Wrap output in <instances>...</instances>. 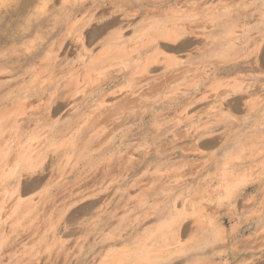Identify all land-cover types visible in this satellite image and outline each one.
<instances>
[{"label": "rangeland", "instance_id": "obj_1", "mask_svg": "<svg viewBox=\"0 0 264 264\" xmlns=\"http://www.w3.org/2000/svg\"><path fill=\"white\" fill-rule=\"evenodd\" d=\"M82 1L0 0V264H120L125 254L136 248L142 250L144 243H148L155 256L151 258L152 262L143 261L141 264H264V153L256 161L250 158L256 150L264 152V127L251 128L264 110L258 115L249 114L241 103L239 109L223 110L225 108H220L216 100L231 94L232 87L241 79L251 81L250 75L255 71L211 75L197 91L207 97L185 111L202 121L199 127L205 133L196 143L201 150L199 154L192 151L185 158L181 156V145L195 146L189 140L179 145L176 153L165 162H145L143 159L154 152L159 143H155L150 135L141 137L133 132L127 134L121 151L116 153L114 150L117 149L110 148L114 142L116 146L121 144L122 130L130 127L132 121L137 122L141 117L148 119L156 102L172 100L171 96L175 97L179 91L194 94L200 72H210L215 63L222 69L224 60L231 62L229 60L240 52L243 30L249 27L251 32L259 27L264 29V13L245 20H230L226 24L235 28L225 24L220 27L221 32L220 29H211L219 22L215 16L208 15L210 21L203 15L200 23H203L204 31L209 30L206 31L208 34L203 33V37L198 38L202 42L199 50L202 56L193 65L171 71L176 78L168 71L165 75L168 74L169 79L164 75L166 81L163 76L160 78L165 82L152 78L142 90L141 84L134 82L133 75L128 79L119 77L108 81L107 63L120 62L132 47L127 49L121 44L126 48L121 50L120 47L119 51L116 47L120 45L101 44L102 36H92L95 39L90 45L92 56L81 59L67 46H59V37L65 29L49 36L48 31L55 18L61 16L63 6ZM214 2L221 13L225 1ZM260 5L264 10V3ZM173 6L165 5L168 10ZM44 17H48L47 25L41 24ZM144 17L137 15L123 20L126 38L131 41L144 39L150 31L153 32V27L168 21L166 16ZM90 23L84 28L85 34L102 22L93 19ZM118 27L110 26L105 32L115 31ZM161 42L166 55L183 56V51H167L164 45L169 43ZM188 48L189 52L195 53L196 47ZM65 55L68 61L77 62L66 64L62 71L56 70L54 62ZM130 69L122 70L132 71ZM158 70L161 73L163 66H152L150 75H159ZM174 71L177 72L174 74ZM193 73L197 75L194 77ZM189 74L193 76L192 80ZM171 77L174 79L168 81ZM133 84H136L137 98L132 102L131 98L127 100L126 93L131 91ZM112 88L116 91L113 94L116 98L110 95L106 100H119L114 119H121L124 125L116 127L114 120L110 125L90 126L100 113L99 96ZM231 95L226 99L233 100ZM63 97L68 104L60 115L53 113L55 104ZM247 98L250 102L257 101L262 94ZM84 99V109L79 106L70 108L73 102ZM92 101L95 106L99 102V107H95ZM48 107L51 117L47 115ZM182 108L177 106L169 116L161 118L163 120L151 122L154 131L173 124ZM68 113V127L54 133L53 129ZM35 116L37 122L33 121ZM262 117L260 119H264V114ZM21 119H29L27 124L30 125L17 122ZM192 127L194 125L187 128ZM184 129L181 126L177 132L182 133ZM172 137L169 136V141ZM113 152L116 155H112ZM232 166L239 168L235 175H231ZM28 172L34 174L27 177L25 173ZM40 174L44 176L41 180L38 178ZM18 175L21 178L19 186L16 182ZM118 233L128 238L116 240ZM160 234L173 236L162 244L158 238ZM153 237L158 243L152 246Z\"/></svg>", "mask_w": 264, "mask_h": 264}, {"label": "bare ground", "instance_id": "obj_2", "mask_svg": "<svg viewBox=\"0 0 264 264\" xmlns=\"http://www.w3.org/2000/svg\"><path fill=\"white\" fill-rule=\"evenodd\" d=\"M185 1H188L190 4L188 3L189 5H187L185 3ZM217 1L218 2L225 1L223 3V5L221 4L223 6L222 7L223 10H220L221 13H218L219 9H217L214 0H88V1L84 0V1L78 2V3L64 5L63 9L60 11L61 16L59 18L58 17L55 18L54 25L48 31V34H49V36L53 37L56 32H59V31H62L65 29V33H63V34L61 33L62 35H61V37H59V43H58L59 46L60 47L62 45L67 46V48L76 52L81 59H84L85 56L91 55V53L93 51L92 48L90 47V45H92L95 42V39L91 38L92 36H94L95 38L102 36V40H100L101 44H112L114 46L120 45V46L116 47V48L119 47L118 48L119 51H120V47L122 48L121 44H125L127 49H129V47H132V48H130V51L127 52V55L121 58L120 62L109 61L107 63V68H108V72H109V80L108 81L109 82L114 81L115 79H118L119 77L128 79V78H130V76L133 75L134 76V79H133L134 82H138L139 84H141L140 86L143 90V85L145 86V83L148 84L152 78L156 79V81L157 80L159 81L161 76L164 75L165 77H167L168 74H170V72L175 70V69L180 68V69H178V71H179L185 65H193L196 62V59L202 56L200 51H199L202 42H200L198 38L201 37L203 33L205 34L207 30H209V29H207L206 31H204V27L201 25L202 22L200 23L201 17L203 15H205V16L209 15L211 17L215 16L214 18H216L219 22L215 23V21H213V23H215V24H213L211 29H214V31H216V30H219L221 26L225 27L226 22H228L230 20H234V21H235V19H241V20L244 19L245 20L246 18L254 16L255 14L260 15V14L264 13L263 12L264 10H262L261 9L262 7H260L261 6L260 4L264 3V0H217ZM65 3H67V2H65ZM168 3L171 6L174 5L173 8L171 7V10L166 9ZM165 5H166V7H165ZM87 11H89V13H86ZM215 12H216V14H215ZM83 13H85V14H83ZM58 15H59V13H58ZM79 15H81V16H79ZM137 15H145L144 18H147L146 16H151V17L166 16L168 21H166L165 23H162V24H158L157 26L153 27L154 28L153 32L150 31L151 33L146 35L144 39L141 37L142 39H140V40L135 39L134 41H131L132 39L126 38L125 34L123 33V28H124L123 20L127 19L129 17L137 16ZM209 16H208V18H209ZM211 17L209 18L210 21H211ZM47 18L44 17L43 19H41V24L44 23L45 25H47L48 21H49ZM204 18H207V17H204ZM214 18H213V20H216ZM93 19H98V23H99V21L102 22L101 25L99 27H94L92 30L90 29L91 31H89V32L87 31V33L85 34V31H84L86 29L85 27H87L89 24H91L90 21ZM50 20H52V19H50ZM252 21H253V18H252ZM153 23H154V21H153ZM125 24H127V22ZM114 25H119L118 29H116L115 31H109V32H108V30H106V32H105L106 28H108L110 26H114ZM204 25H205V22H204ZM227 26L230 27L231 25H227ZM232 27H233V25H232ZM232 27H230V28L232 29ZM233 28H235V27H233ZM249 28H246L243 30L242 41H241L242 44L239 45V48L241 46V48L239 50L240 52L238 51L239 53L237 55H235L234 57L231 56L232 58L230 57L231 60H229V61H231V62H226L227 60L226 61L224 60V62H226L227 65L224 62H222V65L224 64L223 66H221L222 69H220L219 67H216L217 66V65H215L216 63L215 64L213 63L215 66L214 67L212 65V67H214V68H212L213 70L210 68V70H211L210 72L209 71L208 72L207 71L206 72L205 71L200 72L201 74H200V76H198V77H200V79H199L198 83L196 82L197 83V86H196L197 89L194 91L195 93L193 92L194 94H192L191 92H188L186 90L187 92L186 91L177 92V94H175V97L171 96V99L173 98L172 100H168V101L164 100L163 101L162 100L163 98H161L162 101L159 100L160 102H156V104L153 105L152 110H151V115L148 119H144L141 117L140 120L137 122L132 121L130 127L122 130L121 144L119 146H116V142H114L110 148L117 149V150H114V151H116V153L121 151L124 144H125V138L127 137V134L129 132H131V133L133 132V134L140 135L141 137H142V135L144 137H148V135H150V137L155 141V143L156 142L159 143V144H157L156 147H154V148H156L155 151L150 153L146 158L143 159V160H145V162L150 163L153 160H157L159 162H165L166 160L169 159L170 156H172L173 154L176 153L177 147L179 145H181V144H183L189 140L191 142H193V146L194 145L195 146L194 147H189V146L187 147L185 145L184 146L181 145L183 148V149L179 150L181 152V156L183 158H185L192 151L199 154L201 152V150L197 147L196 143H197V141H199L201 139V136H203L202 134L205 133V132L203 133V128L201 131L200 127H199V124H201L200 122H202V121H200L199 118L195 117L194 114L188 115L189 112L186 114L185 109L187 107H189L190 105H193V103H197L199 101H202L203 99H205L207 97L205 94H203V93L199 94L197 91L200 90L201 86L204 84L206 79H208L211 75L216 76V75H219L222 73L230 74V73H235V72L236 73L237 72L243 73L244 71H248V70H251L253 72L255 71L254 74L250 75L252 78L251 81H244L241 79L238 83L236 82V85H234L232 87L231 94L234 96L232 98L233 100L230 101L229 99L228 100L226 99L227 96L229 97V95H231L230 93H228L229 95L228 94L224 95L223 97L218 98L216 100H218L217 102H218V106L220 108H225L223 110L239 109L240 108L239 103L243 104L242 107H245V109H247L249 111V114L253 113V114L258 115V113H260L262 110H264V81L262 80V78L264 77V29L259 27V28L254 29L251 32V29H249ZM227 29L228 28H226V30ZM223 31H224V29H223ZM104 32H105V34H104ZM220 32H221V29H220ZM206 34H208V33H206ZM215 36H216V34H215ZM228 37H230V36H227V38ZM233 38H234V36H233ZM204 40H206V39H204ZM160 41H162L161 43H163V41L169 43V45H167V44L164 45V47L166 46L165 48H167V51H168V49L170 51L172 50L173 52L175 50L183 51V53H184L183 56L182 57H176L177 55L176 56L166 55L164 53L163 49L161 48L162 44L160 45V43H159ZM236 42L237 41H235V43ZM199 43H200V45H198ZM217 43H219V42H217ZM223 43H224V40H223ZM205 44H207V42ZM215 44H216V42H215ZM226 44H227V42H226ZM190 46L196 47L195 53L188 51V49H189L188 47H190ZM126 47L123 46V48H126ZM212 47H214V46H212ZM123 48L121 50H123ZM194 50H195V48L193 49V51ZM66 58H67L66 55L64 58H61V57L57 58L58 60L56 59L57 61L54 62L55 63L54 68L56 70L62 71V70H64L66 64H70V63L72 64L73 63L72 65H74V63L77 62L76 60L68 61ZM109 58L111 59V57H109ZM216 61L218 62V60H216ZM118 64H119V66H117ZM208 64H211V63H208ZM157 65H162L163 70L161 71V73L158 70L159 75H157V76H155V74L153 75L151 73L154 76L153 77L152 75H150L149 71H150V68L152 66L156 67ZM105 66H106V64H105ZM126 67L131 68L130 70H132V71L122 70ZM185 67H187V66H185ZM74 68H75V66H74ZM133 68L134 69L138 68V70H134ZM159 68H161V67H159ZM167 72H168V74L166 76L165 73H167ZM175 72H177V71H174V74H175ZM185 72L187 73V71H185ZM248 72L250 73V71H248ZM180 74H182V72H180ZM51 75H53V74H51ZM192 75L195 77V75H197V74L194 75V73H193ZM164 76L162 77L163 79L165 78ZM170 76H172V77L175 76V78H176V75L170 74ZM189 76H191V75L189 74ZM193 76H191V79L190 78L189 79L192 80ZM172 77H171V80H168V81H172L174 79ZM239 77H241V76H239ZM239 77H238V79H239ZM163 79H160V80L163 81ZM176 80H179V79H176ZM165 81H163V82H165ZM183 81H185V80H183ZM128 82L129 81H127V83ZM130 83H131V81H130ZM157 83H159V82H157ZM178 84H179V82H178ZM180 84H181V82H180ZM99 85H101V84H99ZM133 85L134 86L131 85L132 86L131 91L129 93H126V95L129 96L127 98V100H129L130 98H131V100L133 98L134 99L137 98V97L135 98V96H136L135 93H136V89H137V88L135 89L136 84H133ZM150 85H151V83H150ZM161 85H163V83ZM140 86H138V87H140ZM147 86L144 87V89L147 88ZM155 86H156V82H155ZM170 86H172V85H170ZM188 87H190V86H188ZM152 88L155 89V87H152ZM112 89L110 92L109 91L108 92H102L101 91L102 93L100 92L101 93V95L99 96L100 97V104H101L100 113L98 114L97 118H95V121L92 120V121H94V123L92 124V122H91L90 126L91 125L95 126V124H96V126L95 127L93 126V127L98 128L97 127L98 124H99L98 126H100V124H106V123H107V125L108 124L110 125V123L112 124V122H114V120H115L114 117L118 113L117 112L118 111L117 106L120 105V103H119L118 99L113 101V102L112 101L107 102L106 98L110 95H113V94L115 95V93H116V91L114 89H113L114 91H112ZM148 89H149V87H148ZM164 90H165V88H164ZM179 90H180V88H179ZM177 91H178V89H177ZM205 91H206V89H205ZM40 92L41 91H39V93ZM196 92L199 95H196ZM36 93H38V92H36ZM257 93H261L262 98L258 99L257 101H254V99H253L252 102H250L247 97H250V96L255 95ZM64 94H65V92L62 94L65 97ZM64 97L62 98L63 100H61L60 102H59V100L61 98L59 97L60 99L57 101L58 103H56L54 108H53V111H52L53 113H59L68 104L67 100ZM95 97L97 98L98 96H95ZM114 98H116V97L114 96ZM133 100H132V102H133ZM134 101H136V100H134ZM85 102H86L85 99L82 101H79V102L75 101L70 105V108L71 107L77 108L79 106V107H82L84 109V103ZM94 102H95V100H94ZM95 103H97V102H95ZM92 104H93V101H92ZM92 104H90V105H92ZM98 104H99V102H98ZM98 104H97V106L99 107L100 104L99 105ZM131 104L132 103H130V105ZM215 105H216V103H215ZM97 106H95V107H97ZM177 106H181V108L183 106V108L181 111V115L180 116L177 115L179 117H175L176 121L175 122L173 121L174 123L171 125H169V124L165 125L163 128L159 129L158 131H154V129L151 126L152 125L151 122L163 120L161 118H164L165 116H169L173 112V108H175V107L177 108ZM85 109H87V108H85ZM90 109H91V106H89V110ZM48 110L49 111H47L48 112L47 115L51 117V115H49V112L51 114L50 107H48ZM70 110H73V109H70ZM85 111H87V110H84V112ZM93 111H94V109H93ZM192 111H193V109H192ZM89 113H91V111ZM195 113H198V112H195ZM69 114L70 113H68L67 116L61 120V123L58 124L53 129L54 133L62 132L63 130H65L68 127L69 124L66 123V120L69 118V116H70ZM91 114L93 115V112ZM263 114H264V112H263ZM58 115H60V113ZM262 115H261V117L259 116L258 118H256V120L253 122V125L251 128H253L254 130H257L258 128L264 127V119H260V118H263ZM89 116H90V114H89ZM121 118L123 119V117H121ZM215 119H217V118H215ZM15 120H13L14 123H15ZM120 120L121 119H119V118L117 120H115V123L113 125H116V127H118V126L121 127L122 125H124V122L122 120L121 121ZM33 121L37 122L38 118H36V116H35V118H33ZM17 122H22V125H25V124L30 125V124H27V122H29V119H21V120H17ZM82 122H83V120L81 121V125H83ZM113 125H111V126H113ZM193 125H194V127H192V129L187 128V127H190ZM111 126L109 128L110 130H112ZM181 126L184 127L185 129L183 130L182 133H178L177 132L178 128ZM93 127H91V128L93 129ZM91 128H90V130H91ZM115 128L113 126V129H115ZM77 130H79V127ZM97 130H100V129H97ZM204 131L207 132V130H204ZM95 132H96V129H95ZM108 133L111 134L112 131H108ZM89 134H91V132ZM252 134H254V133H252ZM170 135H173L172 140L170 139L171 141H169ZM84 136H86V135H84ZM17 152L18 151H16V154H17ZM23 152H25V151H23ZM263 153H264L263 150L262 151L256 150L255 152L251 153L250 158L253 161H256ZM113 154H115V152H113L112 155ZM145 155H147V154H145ZM9 156H10V154H9ZM120 157L122 158V156H120ZM242 162H244V161H242ZM89 163H90V161H89ZM258 163H260V162H258ZM108 165H110V164H108ZM232 168H234V167L232 166ZM105 169H107V168L105 167ZM108 169H109V167H108ZM238 169H239L238 167L234 168L231 171V175H235V173L238 171ZM32 170L33 169H31V171ZM111 170H113V169H111ZM131 170H133V169H131ZM11 171H13V170H11ZM111 173H112V171H111ZM25 174H27V177H31L34 173L28 172ZM41 174L39 175L40 177H38L40 180H41V178L44 177ZM106 174H109V173H106ZM21 175H23V174H21ZM102 175H104V174H102ZM20 179H21L20 175H18V177H16L17 186H19V184L21 182ZM48 179L49 178H47V180ZM33 180L35 181V178ZM62 189H63V187H62ZM14 190H16V189H14ZM13 192H15V191H13ZM68 194H70V192ZM71 194H72V192H71ZM37 203H38V201H37ZM44 205H43L42 209L44 208ZM52 205H53V203H52ZM92 205H93V203H92ZM65 210H66V208H65ZM111 213H112V211H111ZM165 233H166V231H165ZM118 236L119 237L116 238V240H119L121 238H128V236L124 237V234H122V233L119 234ZM172 236L173 235H171V237ZM171 237L168 234H160L158 238L162 242V244H166V242H168ZM157 241L158 240H156L153 237V238H151L152 243H150V244L153 246V244L158 243ZM141 248H142V250H139V248H136L133 251L131 250L127 254H125L124 259L120 260V264H141L143 261L144 262L147 261V263L152 262L153 260H151V258L153 259V256H155V255L153 253H151V250L148 246V243H144L141 246Z\"/></svg>", "mask_w": 264, "mask_h": 264}]
</instances>
